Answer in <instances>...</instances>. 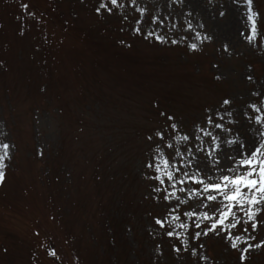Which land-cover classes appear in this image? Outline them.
Here are the masks:
<instances>
[{"label": "rangeland", "instance_id": "obj_1", "mask_svg": "<svg viewBox=\"0 0 264 264\" xmlns=\"http://www.w3.org/2000/svg\"><path fill=\"white\" fill-rule=\"evenodd\" d=\"M99 2L0 0V143L10 146L0 264H264V245L241 262L214 234L196 256L173 251L154 219L171 218L173 206L153 198L145 168L154 148L146 137L166 116L184 120L219 105L228 83L237 119L250 103L264 104V84L252 75L264 76V51L245 57L263 45L264 0H253V42L242 0H138L142 19L127 0L111 14H97ZM146 30L178 43L145 38ZM252 234L259 243L264 227Z\"/></svg>", "mask_w": 264, "mask_h": 264}, {"label": "snow or ice", "instance_id": "obj_2", "mask_svg": "<svg viewBox=\"0 0 264 264\" xmlns=\"http://www.w3.org/2000/svg\"><path fill=\"white\" fill-rule=\"evenodd\" d=\"M242 2L251 25L247 40L253 42L258 34L259 13L252 7L253 0ZM127 3L136 7L142 19L147 9L140 6L138 0H127ZM124 6V0H100L95 11L100 14L103 9L111 14L114 7L122 10ZM21 7L27 8V5ZM29 15L34 13L29 12ZM157 21L164 24V20L154 14L152 22ZM140 23L141 20H137L133 28L137 34H140ZM185 24L190 29L193 27L191 22ZM196 35L200 37L199 33ZM144 36L161 43H178L160 34L159 30H146ZM204 39L211 37L205 35ZM189 47L196 50L198 45L191 43ZM224 47L227 50V45ZM231 105L232 101L225 98L219 108H206L202 120L194 122L190 129L168 115L167 123L146 137L154 146L145 164L153 173L146 174L155 185L153 198L170 202L175 213L171 218H154L155 223L167 237L175 240L172 250L177 253L185 251L196 256L198 249L204 248L199 241L209 234L227 240L240 252L241 262L246 260L251 249L264 245V240L255 243L256 237L252 234L264 227V104L250 103L240 109V119L234 115ZM164 115L161 112V116ZM226 118H230L228 123H225ZM205 144L208 145L206 150ZM9 147L8 143H0V182L5 178L6 161L10 159ZM181 196L186 199L181 201ZM168 207L166 204L165 208ZM171 223H175L174 229L166 227ZM194 241L196 246L192 247ZM49 254L56 256L55 250H50ZM199 260L208 261V257L200 256Z\"/></svg>", "mask_w": 264, "mask_h": 264}, {"label": "trees", "instance_id": "obj_3", "mask_svg": "<svg viewBox=\"0 0 264 264\" xmlns=\"http://www.w3.org/2000/svg\"><path fill=\"white\" fill-rule=\"evenodd\" d=\"M259 27H260V25H259ZM258 27V28H259ZM259 36H260V32H259ZM257 39V38H256ZM262 43H263V45H262V47L259 49L258 48V46H255V44L253 45V47H250L249 49H248V54H246V56L245 57H247V59H248V57H249V55L250 54H252V53H254L252 50H255V51H259V50H262V53H263V51H264V41L262 40ZM255 46V47H254ZM247 60H243V61H241V63L242 64H245V62H246ZM258 64H259V62H258ZM259 65H261V64H259ZM253 66V65H252ZM214 68V67H213ZM211 70H212V68H211ZM232 72V71H231ZM234 72H236V70L234 71ZM234 72H232V73H234ZM253 72V71H252ZM215 75H216V79L215 80H220V77L219 78H217L218 77V75L216 74V73H214ZM253 78L255 79V80H257V81H261L263 84H264V76H261V77H257L256 76V74L253 72ZM237 76V75H236ZM262 79V80H261ZM214 80V81H215ZM235 89V87H234V85H230V83H228V87H227V89H226V96H224L223 98H222V101L225 99V98H227V99H230L231 101H232V105H231V110L232 109H234L235 107L233 106V100H232V95H233V90ZM262 91V90H261ZM262 94L264 95V93L262 92ZM222 101H221V103H222ZM221 103L219 104V105H216V106H213V107H211V108H219L220 106H221ZM204 115H205V112H201V111H199L198 112V114L196 115V116H192L191 118H185L184 120H179V121H181V122H183V124H184V126H185V124H186V128H191V126L193 125V123L194 122H198V121H200V120H202V118L204 117ZM234 115H236L237 116V114H234ZM171 116H175L174 118H175V120L177 119V118H179L176 114H174V115H171ZM230 118H226V120H225V122L227 121V120H229ZM163 125H165V124H163ZM149 155V154H148ZM151 155V154H150ZM149 195V194H148ZM146 196V195H145ZM150 196V195H149ZM153 196H154V194H153ZM157 202V201H156ZM157 204L160 206V203H158L157 202ZM210 255V254H209ZM210 258L212 257L211 255L209 256Z\"/></svg>", "mask_w": 264, "mask_h": 264}]
</instances>
